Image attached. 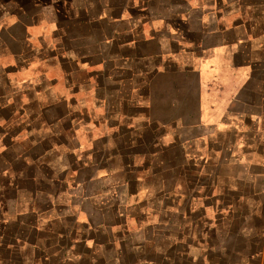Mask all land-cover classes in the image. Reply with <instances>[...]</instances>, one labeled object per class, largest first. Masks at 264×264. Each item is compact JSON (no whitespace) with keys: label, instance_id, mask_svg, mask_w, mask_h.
<instances>
[{"label":"crops","instance_id":"0c3cea01","mask_svg":"<svg viewBox=\"0 0 264 264\" xmlns=\"http://www.w3.org/2000/svg\"><path fill=\"white\" fill-rule=\"evenodd\" d=\"M52 19L69 91L90 92L109 131L83 156L44 134L17 150L29 115L7 114L20 124L0 149V264H264V0H11L0 50L17 73L49 62L30 32ZM55 106L43 116L70 122Z\"/></svg>","mask_w":264,"mask_h":264},{"label":"rangeland","instance_id":"374dc122","mask_svg":"<svg viewBox=\"0 0 264 264\" xmlns=\"http://www.w3.org/2000/svg\"><path fill=\"white\" fill-rule=\"evenodd\" d=\"M10 1L11 0H0V4H6ZM12 1L17 2L20 7L31 3L36 4V2L46 5L49 0ZM195 4H197V2ZM54 7L56 8L55 18L59 20L65 19L69 13V9L67 8L68 5L55 4ZM130 13H135V11ZM11 19L14 20V16H11ZM44 23V25L31 28L30 39L33 42V47L30 50L35 48L36 52H45L44 55L48 54L49 57L52 56L49 58L48 63L47 58H44L42 55L37 56L32 60L30 65L31 69L29 71L22 70L21 73H17L16 71L18 70L13 69L15 64L13 57L14 54L12 51L8 48L0 50V67L4 68V70L6 69V72L8 71L7 73L10 75L14 74L12 75L13 79H11L13 81L12 87L5 88L4 91L1 90L3 95L6 93L3 100H5L6 104L9 105L7 108H3L2 110L0 108V135L2 136L0 138V149L2 152H7V148L5 149V146L2 143L4 142V139L2 138L4 134L7 133L6 131L8 130V126H19L20 124L18 122H14V118H11L8 123L5 120V118L8 117L7 114L16 112L29 115L26 124H23V129L20 130V132L28 131V137L33 135L34 138H21L20 140H16L15 149L19 150L26 146L27 148L32 147L33 144L38 142L39 138H37V135L44 134L46 137H49L46 141H48L50 145L61 144L65 147V145L71 142L73 146L80 147L77 152L83 156V153H86L88 148L94 144L93 142L102 139L109 131L108 124L103 120H101V122L94 121V118L96 120V118L98 119V117L102 116L104 113V107H95V110L91 113L93 117H90L91 115H88L92 104L91 93L83 92L78 95H73L69 91L66 70L63 69L61 62H59L58 59L51 54L60 41V36L57 33L58 28L54 19ZM12 49L16 50L15 47H12ZM72 53L73 52H71V54ZM45 63L47 67H45ZM42 67H45L44 71ZM82 76L83 74H81L80 71H76V78L80 79ZM177 79L179 83L178 97L191 99L193 97V85L188 83L189 80L184 76H179ZM43 84H46V86L47 84L59 86H57L55 90L47 91L44 87L42 88ZM74 96H77V101L73 107L55 106L58 104L56 101L57 98L62 97L64 99H70ZM53 104L57 111L61 114H64L62 111H68L69 114H73L71 121L65 124L62 119H59L60 121H58L57 119L54 120L51 117L45 118L43 114H45L47 110L51 109V105ZM68 129L74 132L73 135L69 134V138L66 134H64ZM35 149L38 150L39 148ZM9 152L10 150L7 153ZM4 156L7 157V155ZM116 158H118L117 154L111 155L110 161L115 164ZM2 166L4 165L2 164ZM110 168H113L112 163H110V166H108L107 169ZM100 174L105 176L107 175V172L102 170L100 171Z\"/></svg>","mask_w":264,"mask_h":264},{"label":"trees","instance_id":"16d2710c","mask_svg":"<svg viewBox=\"0 0 264 264\" xmlns=\"http://www.w3.org/2000/svg\"><path fill=\"white\" fill-rule=\"evenodd\" d=\"M177 86H179V83H177Z\"/></svg>","mask_w":264,"mask_h":264}]
</instances>
